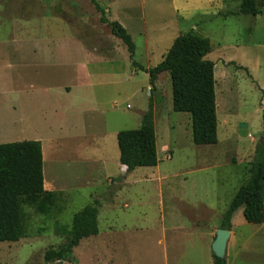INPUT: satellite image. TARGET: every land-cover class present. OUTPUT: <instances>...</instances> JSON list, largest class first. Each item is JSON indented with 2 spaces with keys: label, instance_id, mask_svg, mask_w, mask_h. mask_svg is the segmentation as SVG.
I'll return each mask as SVG.
<instances>
[{
  "label": "rangeland",
  "instance_id": "obj_1",
  "mask_svg": "<svg viewBox=\"0 0 264 264\" xmlns=\"http://www.w3.org/2000/svg\"><path fill=\"white\" fill-rule=\"evenodd\" d=\"M96 1L108 20L118 21L131 35L132 59L100 21L91 0H0V143L41 138L45 187L60 195L47 214L23 206L26 237L0 242V264H45V251L67 240L62 229H69L73 215L95 200L98 234L81 239L61 264H106L111 256V264H120L115 251L120 238L143 234L137 229L143 219L154 222L161 213L167 218L170 205L178 206L170 201L175 193L187 203L179 204L181 217L197 222L196 231L203 233L247 180L263 139L264 14L256 23L248 15L182 22L166 1ZM188 31L210 40L206 57L216 71L215 144L193 143L190 114L172 109L168 72L158 75L151 99L148 74L132 65L155 66L173 40ZM75 35L84 46L104 52L105 43L111 44L112 56L102 60L72 49ZM9 60L26 67L8 69ZM31 83L36 88H28ZM22 90L28 97L38 90L39 99L30 102ZM150 101L158 163L125 174L116 134L139 127ZM235 225L242 240L254 242L262 234L263 246L252 243L243 257L230 255V264H264V224L246 222L239 208ZM195 239L197 250L188 242L180 264H211L208 237ZM108 241L113 252L106 248ZM146 260L142 255L137 261Z\"/></svg>",
  "mask_w": 264,
  "mask_h": 264
},
{
  "label": "trees",
  "instance_id": "obj_2",
  "mask_svg": "<svg viewBox=\"0 0 264 264\" xmlns=\"http://www.w3.org/2000/svg\"><path fill=\"white\" fill-rule=\"evenodd\" d=\"M100 11V21L110 27L111 33L121 40L134 56L135 44L125 27L116 20H108L105 10L96 0H91ZM264 0H241L240 12L255 16L261 12ZM210 40L194 31L177 36L163 59L153 67H143L135 61L132 65L149 76L152 99L158 75L168 72L171 84L172 109L186 112L191 118L192 141L206 145L217 142V112L214 79V61ZM243 68V67H240ZM264 118V112H263ZM119 162L126 171L137 167H151L158 163L156 131L150 101L143 113L139 127L120 130L116 134ZM59 193L44 188L41 142L22 140L0 144V242H16L26 237L24 205L32 206L40 214L52 211L59 200ZM242 208L248 223L264 222V136L255 149L249 176L242 183L222 216L221 228L230 229L234 212ZM98 201L87 204L72 217L69 229L63 228L67 240L57 249L44 253L45 264L70 260L72 249L79 241L98 234ZM213 264H227L226 258L212 254Z\"/></svg>",
  "mask_w": 264,
  "mask_h": 264
},
{
  "label": "crops",
  "instance_id": "obj_3",
  "mask_svg": "<svg viewBox=\"0 0 264 264\" xmlns=\"http://www.w3.org/2000/svg\"><path fill=\"white\" fill-rule=\"evenodd\" d=\"M139 1H143V0H139ZM156 1L158 2L166 1L167 7L172 13L173 17L178 19V21L181 20L182 22H184L186 19L189 18L193 19L198 16L202 17L205 15H207L208 17H221V18H226L227 16L241 18L242 16L247 15L240 12L241 0H156ZM263 14H264V5L261 7V12L259 14L255 16L252 15H248V16H250L251 20L256 23L260 20ZM196 27L197 25H194L193 29H195ZM80 39H82L81 36L75 35V37H73L72 49H77L78 51L86 52L85 53L86 56L89 54L91 56H95L102 60L108 59L112 56L113 47L110 46L111 44L106 45L105 43L106 46L105 48L107 49L104 52L99 47L97 48L91 47L90 45H88V47L84 46V44L81 42ZM21 63H16L15 60H9L7 62L6 67L11 70L17 67L18 64H20L22 68L26 67V64L24 63L21 64ZM215 72H214V79L216 74ZM29 87L36 88L35 86L32 87V83L28 86V88ZM20 92L21 95L23 96L26 95L28 97L27 90L25 91L22 90ZM215 93H216V89H215ZM38 97H39V92L37 90V92H34V97L32 96L28 98L30 102L31 100L37 102V100L39 99ZM216 112H217V107H216ZM34 140H38L40 142L42 141L41 138ZM1 141H4V139L1 138L0 136V142ZM41 150H42V145H41ZM42 159H43V150H42ZM118 160H119V149H118ZM120 165L122 171L125 172V174H128V171L126 172V166L122 164ZM120 183L121 182L118 181V184ZM122 184H124V182ZM44 188L47 189L45 187V182H44ZM119 189L120 186L118 190ZM170 201L178 204V206L170 205V212L168 213L167 218L164 217L163 213H161L160 219L154 222L147 219L146 220L143 219L139 228H137L138 231L143 234H140L139 237L135 235H131L132 237L124 236L121 237L120 240L118 239L119 244L118 247L115 249V251L118 252L120 255V260H119L120 264H143L145 261L144 262L137 261L141 258L142 255H144V257L147 259L146 260L147 262H145V264H180L182 262L181 260L182 253L184 252V249H186L188 242H191L192 246L194 247L193 250H197V242H194L195 238L204 240L207 236L209 239V244L212 243L213 239L215 238L216 230L218 228H221L220 223L224 213L220 215L218 222L214 226L208 227L202 233L196 231L195 229V227L199 226L197 222L190 221L188 219H184L181 217V214L179 212L180 210L178 208H180L181 205L185 206L187 204L185 203L183 195L180 196L175 193L172 195ZM179 204L181 205L179 206ZM123 206L125 207L127 206V204H124ZM235 212L231 218V227L229 229L230 235L227 241L225 256H224L226 258L227 264H230L229 261L230 255H232V258L234 257L235 259L236 258L239 259L240 257L244 256L247 250L250 249V245L252 243L255 244L261 243L260 245H262L263 243L262 234L261 237L256 239L254 242H251V240H248V238L242 240V238L239 237L237 232V227L235 225ZM263 224L264 222L260 223L259 225L262 226ZM259 230H261V227L260 229H258L256 233L257 235L260 234ZM106 248L112 250V252L114 251V247L111 241L110 242L108 241ZM142 260L144 259L142 258ZM112 262H113L112 256L106 259V264H111ZM211 264H213V259H211Z\"/></svg>",
  "mask_w": 264,
  "mask_h": 264
},
{
  "label": "water",
  "instance_id": "obj_4",
  "mask_svg": "<svg viewBox=\"0 0 264 264\" xmlns=\"http://www.w3.org/2000/svg\"><path fill=\"white\" fill-rule=\"evenodd\" d=\"M230 230L226 228H218L215 232V238L211 243L212 254L218 258H224L227 241Z\"/></svg>",
  "mask_w": 264,
  "mask_h": 264
}]
</instances>
